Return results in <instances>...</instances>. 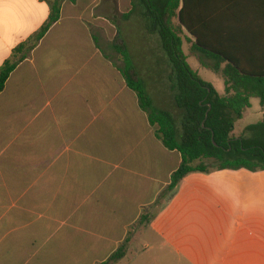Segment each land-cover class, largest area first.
Here are the masks:
<instances>
[{"label": "crops", "instance_id": "0c3cea01", "mask_svg": "<svg viewBox=\"0 0 264 264\" xmlns=\"http://www.w3.org/2000/svg\"><path fill=\"white\" fill-rule=\"evenodd\" d=\"M47 1L0 0V68L45 24ZM70 5L73 33L61 8L0 93V264H264L262 246L247 258L192 215L152 209V180L170 184L181 157L90 34L103 18L86 23Z\"/></svg>", "mask_w": 264, "mask_h": 264}, {"label": "trees", "instance_id": "16d2710c", "mask_svg": "<svg viewBox=\"0 0 264 264\" xmlns=\"http://www.w3.org/2000/svg\"><path fill=\"white\" fill-rule=\"evenodd\" d=\"M76 1H47L45 24L30 40L18 45L1 66L0 93L27 53L58 23L62 4ZM131 7V11H139L146 28L160 40L170 69L173 104L180 111L178 119L155 107L115 21L110 49L120 58L125 85L155 128L156 139L181 157L167 193L173 195L178 184L192 173L264 171V117L239 136L234 135L235 124L251 107V99L264 106V0H132ZM229 19L243 23H225ZM184 40L199 66L222 77L223 96L190 67L183 51ZM203 161L212 163L208 168ZM122 255L119 249L109 261Z\"/></svg>", "mask_w": 264, "mask_h": 264}, {"label": "rangeland", "instance_id": "374dc122", "mask_svg": "<svg viewBox=\"0 0 264 264\" xmlns=\"http://www.w3.org/2000/svg\"><path fill=\"white\" fill-rule=\"evenodd\" d=\"M81 1H76L75 4L81 6L79 9L75 6V13H80L84 19L88 18L86 23L98 21L99 16L103 18L100 23H104V27L93 28L90 31L92 36L100 39L102 51L116 66L119 68L122 66L120 58L109 46L113 35L111 28V18H113L121 29L131 58L155 107L169 111L178 119L180 111L173 104L171 84L168 79L170 69L165 54L160 48V40L146 28L138 10L129 12L132 9L131 0H98L96 7H94L96 0H87L86 4L85 0ZM68 3L62 4L61 23L65 27V35L70 36L73 33L70 26L73 10ZM128 12V17L124 18ZM185 35L188 36L187 33ZM72 44H70L71 48L76 47ZM183 51L190 67L203 81L210 83L220 96H223L222 77L199 66L190 52V44L185 40ZM128 93L132 95V92ZM133 103L138 111L135 99ZM250 104V109L246 110L243 118L235 124V136H239L247 126L262 121L264 117V106L260 105L258 99H251ZM130 110L127 109L124 115L128 119ZM137 113L146 117L140 111ZM124 122L126 121L122 120L118 123L119 129ZM211 163V161H203L208 168ZM163 184L160 178L152 180L151 199L154 200L155 197L158 199L160 196L156 202L158 204L152 205V209L157 207L159 210L163 209V212L177 211L186 215L184 218L192 215L196 221H200V227L205 225L213 229L217 236L225 238V242L235 245L241 252L246 253L247 258L251 249H258L259 246L264 248V171L224 170L192 173L178 184L173 195L167 193L169 184L165 187Z\"/></svg>", "mask_w": 264, "mask_h": 264}, {"label": "water", "instance_id": "95a60500", "mask_svg": "<svg viewBox=\"0 0 264 264\" xmlns=\"http://www.w3.org/2000/svg\"><path fill=\"white\" fill-rule=\"evenodd\" d=\"M212 143H213V145H215L214 142H213V139H212Z\"/></svg>", "mask_w": 264, "mask_h": 264}]
</instances>
